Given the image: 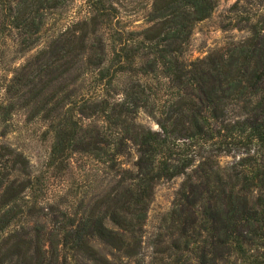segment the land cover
Returning <instances> with one entry per match:
<instances>
[{"label": "trees", "instance_id": "1", "mask_svg": "<svg viewBox=\"0 0 264 264\" xmlns=\"http://www.w3.org/2000/svg\"><path fill=\"white\" fill-rule=\"evenodd\" d=\"M68 1L0 0L1 61L37 49ZM87 2L88 18L0 77V128L24 110L52 139L34 169L0 131V264H144L156 186L179 176L149 264H264V9L245 19L251 36L186 61L216 0H153L147 24L115 46L103 33L113 5ZM224 155L235 159L222 165ZM82 159L91 190L56 202L50 180Z\"/></svg>", "mask_w": 264, "mask_h": 264}, {"label": "rangeland", "instance_id": "2", "mask_svg": "<svg viewBox=\"0 0 264 264\" xmlns=\"http://www.w3.org/2000/svg\"><path fill=\"white\" fill-rule=\"evenodd\" d=\"M217 5L212 15L197 23L194 28L191 42L184 54L186 61H193L198 58L207 56L214 50L225 48L232 43L245 40L253 33L251 23L245 19L248 15H256L264 9V0H216ZM153 0H107L108 5H113L111 20L109 26L103 29L104 37L110 46H115L119 42L124 41L128 36L129 30L139 31L146 24L147 14L151 9ZM56 14L49 19L48 30L42 39V43L37 49L30 52L22 58L13 59L12 54L6 53V58L0 59V77L6 74V69H12L20 66L37 50L48 45L55 32L65 30L73 22L79 19L88 18L91 14V7L87 0H69L59 7ZM120 31H124L122 34ZM122 38V40H120ZM9 43V42H8ZM10 45V44H9ZM95 77H91L87 82V90H94L97 85H92ZM138 122L145 127L157 129L158 124L151 117L141 112L138 116ZM7 129L6 136L3 138L6 143L14 149L22 152L29 158L34 169H41L46 161L51 147V137L45 138L43 132L45 124L39 119L29 120L24 110L17 111L6 126H2L0 131ZM238 156L237 158H239ZM235 157L221 156L219 161L222 165L231 163ZM86 163L85 169H73V172L63 177L62 181L57 179L50 180L53 184L50 191V197L60 201L61 194L70 193L77 199L83 195L84 191L91 189V182L94 179V170L90 169ZM81 163V161H80ZM184 180V176H179L171 180H163L155 189V194L151 202L148 218L145 225L144 235V251L146 253V261L149 264L151 260L152 247L150 240L157 233L164 216L172 209L176 194ZM70 196V197H71ZM75 201L76 200H72ZM74 203V205H75ZM97 246L107 254L108 249L101 244ZM110 257V255H109ZM112 264H129L130 260L126 257L115 259L112 257ZM75 264H92L88 261H81Z\"/></svg>", "mask_w": 264, "mask_h": 264}]
</instances>
